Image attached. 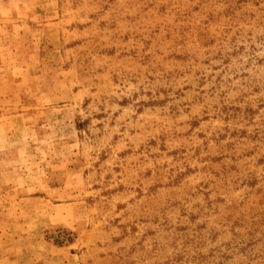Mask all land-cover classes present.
Returning a JSON list of instances; mask_svg holds the SVG:
<instances>
[{"label": "rangeland", "instance_id": "obj_1", "mask_svg": "<svg viewBox=\"0 0 264 264\" xmlns=\"http://www.w3.org/2000/svg\"><path fill=\"white\" fill-rule=\"evenodd\" d=\"M0 264H264V0H0Z\"/></svg>", "mask_w": 264, "mask_h": 264}]
</instances>
